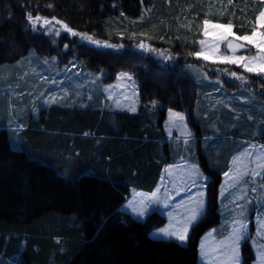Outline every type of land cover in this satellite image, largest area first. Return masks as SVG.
<instances>
[{
	"label": "trees",
	"instance_id": "1",
	"mask_svg": "<svg viewBox=\"0 0 264 264\" xmlns=\"http://www.w3.org/2000/svg\"><path fill=\"white\" fill-rule=\"evenodd\" d=\"M201 2L0 0V67L15 64L31 49L40 57L60 56L63 62L74 53L82 66L108 82L123 70L140 84L135 112L61 105L44 109L27 122L21 148L12 146L7 125L0 122V264H199L200 240L220 221L219 167L202 162L211 176L208 208L186 244L151 236L166 224L163 213L155 210L141 219L122 205L132 187L153 191L171 163L168 110L188 113L197 125L198 84L182 67L194 59L177 55L198 50L180 19L192 11L203 19ZM28 13L55 17L113 48L63 35L70 47L61 52V41L35 31ZM233 23L237 33L251 32ZM141 43L167 49L177 59L164 63L143 54ZM248 242L243 244V264L255 261Z\"/></svg>",
	"mask_w": 264,
	"mask_h": 264
},
{
	"label": "rangeland",
	"instance_id": "2",
	"mask_svg": "<svg viewBox=\"0 0 264 264\" xmlns=\"http://www.w3.org/2000/svg\"><path fill=\"white\" fill-rule=\"evenodd\" d=\"M201 5V12L205 16L203 19L197 11L188 12L180 19V23L194 35L193 47H197V51L201 49L198 41L205 39L202 35L204 19L227 24L221 20L230 18L239 28L251 30L256 15L264 8L261 0H231V3L229 0H202ZM248 9L252 10L251 14ZM41 17L48 18L52 23L44 24L41 21L34 30L49 35L55 42L61 41V52L70 47L69 42L62 39L63 35L92 47L105 46V43L93 44L82 35H72L62 27L63 23H56L50 17ZM233 30L237 35H244ZM143 44L144 48L139 47L143 54L149 52L164 63L177 59L167 49ZM220 47L217 55L233 54L226 48V42ZM188 51V56H177L179 59H194V62L183 63L182 67L198 84L197 125L191 124L188 113L168 110L166 134L173 150L171 163L166 165L156 190L157 195L153 198L152 193L132 187L129 199L124 203L125 208L136 218H143L156 206L162 207L168 212L167 222L154 229L151 236L165 239L159 230L179 227V221L188 209L195 207L202 198L204 206L196 221L198 223L206 214L209 202L211 176L203 168L202 162L205 160L219 167L223 177L218 199L220 221L208 229L200 240L199 264H231L229 237L241 221L244 239L239 245V264L244 262L245 241H249L255 257L252 264H264V169H257L260 175H252L257 162L264 164V159L258 161V157H264V77L244 72L236 65L205 62L192 54L196 50ZM255 51L249 47L248 51L238 50L235 54L251 56ZM61 59L64 58L57 55L40 57L35 49H31L15 64L0 67V122L7 125L14 148L22 147L21 133L27 122L53 105L104 107L109 111H131L134 106L137 111L140 84L133 74L122 70L115 80L108 82L102 74L82 66L74 53H70L64 62ZM233 71L245 79L231 76ZM123 73H127L131 79L123 77ZM253 75L259 79H254ZM175 113L181 114L183 119ZM225 173L229 175L225 176ZM193 180L196 181L195 186ZM200 193H203V197ZM143 208L147 209L145 214L137 215ZM187 241L188 238L179 243L186 244Z\"/></svg>",
	"mask_w": 264,
	"mask_h": 264
},
{
	"label": "snow or ice",
	"instance_id": "3",
	"mask_svg": "<svg viewBox=\"0 0 264 264\" xmlns=\"http://www.w3.org/2000/svg\"><path fill=\"white\" fill-rule=\"evenodd\" d=\"M264 3V0H261ZM231 3V0H229ZM52 5H49L51 7ZM27 20L32 25L33 29L39 22L44 24H50L52 21L48 20L46 17H41L39 15L33 17L31 13L27 14ZM52 20L56 23L62 24L61 21L56 20L55 17ZM62 27L71 32L72 35H82L87 40L91 41L93 44L100 45L102 42L99 40L93 39V37L88 36L87 34H80L72 31L66 24H62ZM234 25L229 21L227 24L213 23L208 19L203 20V29L202 35L205 39H201L198 43L201 45L199 51L192 53L197 59H203L205 62L212 63H227L231 65H236L241 68L244 72L253 73L258 76L264 77V8H262L255 17L254 26L251 29L250 34L237 35L234 32ZM58 34V33H57ZM141 35H144L143 33ZM210 38V40L208 39ZM226 42V48L232 51V55H217L221 50V44ZM105 46L111 47V45L105 44ZM141 48H144L145 45L141 43L139 45ZM249 47L254 48L255 54L251 56L247 55H236L235 53L238 50L248 51ZM227 71V69H225ZM231 76L238 79H245L243 76H238V74L233 71L230 73ZM123 77L128 76L127 73L121 74ZM135 112L136 108L133 106L130 109ZM175 115L183 119L181 114L175 113ZM264 159V157H258V161ZM257 169H264V164L257 162L256 169L252 170V175H260V171ZM195 172L196 170L193 169ZM247 174V173H245ZM229 173H225V176H228ZM237 175H240L239 170H237ZM196 181L193 180V186H195ZM255 189H253L254 191ZM156 192L152 193V197H156ZM203 197V193L199 194ZM195 199V197H192ZM204 206V201L201 198L196 202V206L188 209L184 218L179 221L180 226L174 227L173 229H160L159 232L162 233L165 239H175L178 242H185L188 238L189 231L191 227L196 223L201 213V210ZM146 208L141 209L137 215L143 216L146 212ZM244 225L241 221L239 227L234 230L232 235L229 237L230 240V260L231 264H239V245L240 242L244 239L243 236Z\"/></svg>",
	"mask_w": 264,
	"mask_h": 264
},
{
	"label": "crops",
	"instance_id": "4",
	"mask_svg": "<svg viewBox=\"0 0 264 264\" xmlns=\"http://www.w3.org/2000/svg\"><path fill=\"white\" fill-rule=\"evenodd\" d=\"M168 164H170V163H168ZM168 164H166V165H168ZM166 167V166H165ZM165 167H164V169H163V171H162V174H161V176H160V180H159V183H158V185H157V187L153 190V191H145V190H142V189H138V190H142V191H145V192H149V193H153V192H156V190L158 189V187H159V185H160V182L162 181V176H163V173H164V170H165ZM131 190V189H130ZM129 195H130V192H129ZM127 199H129V196L126 198V200ZM125 200V201H126ZM125 203V202H124ZM123 203V205H122V208L124 209V210H126V211H128V212H130L129 210H127L125 207H126V205ZM155 210H157V211H159V212H161V213H163L166 217H167V214L166 213H168V212H165L163 209H162V207L160 208L159 206H156V208L155 209H152L150 212H148V214L149 213H151V212H153V211H155ZM131 213V212H130ZM132 214V213H131ZM147 214V215H148ZM133 215V214H132ZM146 215V216H147ZM146 216H144L143 218H145ZM143 218H141V219H143Z\"/></svg>",
	"mask_w": 264,
	"mask_h": 264
}]
</instances>
